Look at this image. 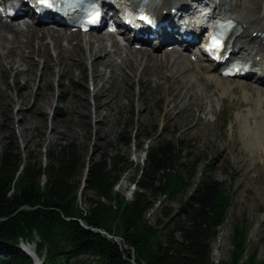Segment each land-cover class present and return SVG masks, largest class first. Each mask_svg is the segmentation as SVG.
<instances>
[{
	"label": "rangeland",
	"instance_id": "obj_1",
	"mask_svg": "<svg viewBox=\"0 0 264 264\" xmlns=\"http://www.w3.org/2000/svg\"><path fill=\"white\" fill-rule=\"evenodd\" d=\"M33 27L39 26H28L30 30ZM46 27L63 35V39L58 41L61 47L67 44L64 37L69 33L77 35V42L72 39L68 42L69 48L76 50V65L70 63L60 69L52 61L51 50L50 55H47L51 60L47 64L36 59L29 66L15 57L16 63L6 65L3 55L10 44L3 42L0 47V149L5 140L12 138L23 157L30 153L42 158L43 150H57L69 142L79 148L85 161L96 160L103 152L111 156L118 153L126 157L132 167L120 175L112 193L128 202L130 200L126 198V193L131 184L130 179L136 173L135 168L142 165L144 151L161 139L172 143L180 140V162L188 164L194 161L195 164L196 174L192 182L198 179L203 166L208 165V175L224 185L230 199L225 220L209 243L210 263L218 264L230 259L233 228L244 236V252L238 264H242L251 251L255 252L256 262L263 261L264 132L259 130L264 124V85L246 79H227L230 84L248 83L251 88L247 91L234 89L233 93L219 99L215 95L216 89L201 80V90L204 88L206 94L212 96L209 106L206 95L201 93L195 83H191L190 87L188 82L181 89V84L174 83L170 78L165 80L160 70L154 68L153 71L151 65L140 75V68L134 69L132 75L125 69L124 73L129 77H122L123 72L115 66L116 57L111 53L112 48L104 64L101 61L103 50L97 49L95 60L100 63H97L94 72L86 59L85 47L79 41L85 36H78L61 27ZM2 36L5 34L2 33ZM23 40L20 38L21 43H24ZM46 42L51 47V43L48 40ZM143 49L146 50V47ZM164 49H157L154 53ZM186 55H183L185 62L196 64L188 53ZM169 56L167 54L166 58ZM182 72L184 76L185 67ZM186 73L185 77L188 78ZM198 77L194 76L192 80L196 82ZM166 83L171 85L166 87ZM179 89L180 97L174 98ZM259 89L263 91L261 94ZM172 98L174 106L170 109ZM43 99L48 103L45 101L43 105ZM200 102L204 104L203 108L199 107ZM238 104L241 105L239 109L232 107ZM238 114L241 116L236 120ZM235 123L248 127L243 145L238 140L240 133ZM132 127H135V136L138 138L136 140L135 137L127 146L118 137L131 133ZM157 127H161L159 132ZM136 141L142 143L141 149L136 147ZM190 190V187L187 188L178 198L165 197L157 210L146 213V223L155 226L156 219L163 220L158 213L159 208L166 206L176 210ZM84 194L88 198L92 196L86 190ZM100 202L107 204L103 199ZM77 205L83 214L88 209V203L82 201L78 193ZM77 259L91 260V257Z\"/></svg>",
	"mask_w": 264,
	"mask_h": 264
},
{
	"label": "trees",
	"instance_id": "obj_2",
	"mask_svg": "<svg viewBox=\"0 0 264 264\" xmlns=\"http://www.w3.org/2000/svg\"><path fill=\"white\" fill-rule=\"evenodd\" d=\"M135 132L132 127L118 140L128 146L137 140ZM181 146L180 140L161 139L144 151L127 202L112 193L120 175L132 167L126 157L103 152L85 161L73 142L43 150L42 158L23 157L12 138L5 140L0 149V264H32L20 243L34 244L40 264H130V258L134 264H211L209 243L225 220L230 199L224 185L208 175V165L192 182L195 164L180 162ZM136 147L142 143L136 141ZM189 187L176 210L162 206L158 213L163 220L156 219L155 226L146 223L144 216L160 195L178 198ZM77 193L88 203L84 214ZM77 220L120 241L85 230ZM231 245L230 259L218 264H238L243 255L244 236L236 228ZM82 256L91 260L77 259ZM242 264L264 260L256 262L251 251Z\"/></svg>",
	"mask_w": 264,
	"mask_h": 264
},
{
	"label": "bare ground",
	"instance_id": "obj_3",
	"mask_svg": "<svg viewBox=\"0 0 264 264\" xmlns=\"http://www.w3.org/2000/svg\"><path fill=\"white\" fill-rule=\"evenodd\" d=\"M123 1L129 2L130 4L133 5H138V3L141 0H123ZM202 2H205L206 6H209L211 4L212 7L214 6V8H218V9L222 7L223 8L226 7L228 18L233 23V29L230 33V41H229V48L231 50H235L236 54L239 55V53L241 54L243 52L246 53L250 50L252 51V49H254L255 47L254 45H256L257 51L264 52V42H262V37L260 36V34L264 32V0H148V2L145 4V7H147L152 12L158 14H161L162 12H168L169 9L173 8L174 12L172 14H175L177 11H179L177 12L178 14L189 6L198 7V5L201 4ZM37 24L39 26L38 28L33 27V29L30 30L28 26L21 27L13 22L2 21L0 18V47H2L3 42H7L8 44H10L9 48L5 50V53L3 55L4 63L6 65L14 64L16 63V61H14V58L16 57L19 61L24 62L29 66H32L33 62L36 59L41 60L43 64H47L51 60L47 56L48 53L50 55V50H51L52 51L51 53H53L52 61H54V63L57 66H59L60 69L63 68L65 65H69L70 63L73 65V63L76 61L78 57H76V55L74 54L76 50L74 48H69L68 42L70 41V39L77 42L76 41L77 35L69 34L65 36L64 39L66 40L67 44L62 45L61 47V43L59 44L58 41L59 39L60 40L63 39V35L56 34L54 30L48 29L46 25H43L42 23H37ZM2 33H4L5 36H2ZM78 36L81 35L78 34ZM82 36H85V38L79 41L85 47L86 59L89 61L90 67L94 72L97 63L99 62L95 60L96 59L95 57L97 55V49L103 50L104 57L103 60L101 61L104 64V61L107 60L106 58H108L109 52L112 48L111 53L114 57L117 58L114 59L115 66L118 67L123 72L121 75L122 77H129L124 73L125 69L130 71L129 75H132L134 69L140 68L138 73L140 75V73H142L146 68H148L151 65L150 67L153 69V71H155L154 68L160 70V74H163V78L165 80L170 78L174 83L181 84V89L186 86V83L189 82L190 85L187 84L188 86L191 87V83H195V85H197V88L201 90L199 82L201 80H204L206 84L216 89L217 93L215 95L218 96L217 98L219 99H224L228 94L233 93L234 89L247 91L248 89L251 88V85H248V83H243L246 85H242L239 82H237V84L236 83L230 84L227 78H222L219 76L218 68L211 67L207 64H203L199 62H197L196 64H190V62L188 63L185 62L183 56V55L187 56L185 50L179 51L176 49L177 47H181L182 44L179 45L178 43H175L170 49L168 46L171 44L151 45L150 47L146 46V50L143 49L145 45H142L139 48H135L137 50H134L132 48L133 46L132 47L129 45L122 46L119 43H117L115 39H113V36L110 35L104 36L102 35V32H96V33L88 32ZM20 38L24 39L23 40L24 43L20 42ZM91 38L93 39V41ZM169 39L174 41L175 37L172 38L169 36ZM46 40H48L51 43V47H49ZM41 42L43 43L41 44ZM76 45L77 44L75 43L74 47H76ZM132 45H137V44H132ZM163 47L166 49L161 50L159 53H154L155 51H157V49L159 51L160 49H163ZM147 48H150L151 51L147 50ZM147 53H153L155 55L147 54ZM136 54L137 56L140 57L137 58ZM167 54L170 55L168 58H166ZM238 55L235 56L234 59H236ZM241 56H243V54H241ZM74 65H76V63H74ZM105 65L108 66L106 62ZM252 65L257 66V64H253V63ZM186 66H188V68ZM183 67H185L184 76L182 72ZM256 70L257 73H261V74L264 73L263 68L260 66H258ZM27 71L30 72L29 69ZM186 72H188V78L185 77L187 76ZM197 75L200 76V78L198 77L195 82V80L192 79L194 78V76L196 77ZM250 78L254 82H257L258 84H264L262 82L263 80L261 79V75H260V79L257 77H250ZM168 85L171 84L166 83V87ZM261 90L262 89H259L260 94L263 92ZM179 92L180 89L179 91H177V93H175L174 98L180 97ZM201 93L204 96L206 95V103L210 106L212 101L211 99L212 96L206 94L204 88H202ZM190 96L192 97V100H194V95L191 94ZM172 100L173 98L170 99L171 101V106L169 107L170 109L174 106ZM45 101L46 100L43 99L42 101L43 105L46 104L47 101L46 102ZM203 105L204 104L200 102L199 107L203 108ZM232 107L239 109L241 105L239 104L236 106L232 105ZM94 112L96 113V108ZM240 116L241 115L238 114L236 120H238ZM252 118L254 119V116ZM236 125H237V131L240 133V135L238 136V140L243 145L245 137L249 132L248 127L242 126L241 123H238ZM261 126L262 127H260V129L262 131L261 130L259 131L264 132V124L262 123ZM262 154H264V152ZM117 184L114 186V188L117 186ZM129 185L130 186L128 187L126 198H128V200H131L132 193L136 189V186L134 185V183L131 184L129 183ZM165 197H166L165 195H160L156 199L153 207L150 210H157L161 201ZM26 249L32 251L33 247L31 246L26 247Z\"/></svg>",
	"mask_w": 264,
	"mask_h": 264
},
{
	"label": "water",
	"instance_id": "obj_4",
	"mask_svg": "<svg viewBox=\"0 0 264 264\" xmlns=\"http://www.w3.org/2000/svg\"><path fill=\"white\" fill-rule=\"evenodd\" d=\"M77 221L79 222V225H80L83 229H85V230H89V231H93V232H97V233H99V234H102V235H104L105 237H107V238L113 240L114 242H117L118 240L120 241V239L117 238V237H114V236L108 235V234H106L105 232H103V231H101V230H99V229H95V228L87 227V226L84 225L81 221H79V220H77ZM30 246L32 247V244H29V245H28V247H30ZM20 247H21V249H23V251H24L25 253L28 254L29 257L32 258L34 264H38V262H37V260H36V257H35V255L32 253V251H31V250L29 251V250L26 249L27 246H25V245H23V244L21 243V244H20ZM126 249H128L130 252H132V249H131V248H126ZM129 262H130V264H134L132 258L129 259Z\"/></svg>",
	"mask_w": 264,
	"mask_h": 264
}]
</instances>
